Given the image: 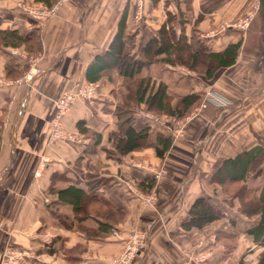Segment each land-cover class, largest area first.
<instances>
[{
    "label": "crops",
    "instance_id": "obj_1",
    "mask_svg": "<svg viewBox=\"0 0 264 264\" xmlns=\"http://www.w3.org/2000/svg\"><path fill=\"white\" fill-rule=\"evenodd\" d=\"M34 1L0 0V30H15L39 48L28 54L23 46L0 47V78L8 82L0 87V259L7 251H23L28 257L17 264H109L124 237L138 231L146 243L132 264H256L261 248L245 233L254 220L238 215L236 201L230 207L218 185L209 182L223 159L260 147L245 185L256 193L264 187V68H254V55L242 48L235 63L218 70L210 80L166 66L150 65L140 71L139 77L162 83L173 100L191 93L200 96L210 88L231 102L222 110L204 109L180 137L171 138L162 159L148 148L120 157L113 152L108 134L115 131L112 111L119 101L120 80L115 75L95 82L96 97L73 102L61 119L62 128L79 142H49L53 101L63 91L86 83V67L107 49L122 12L126 13V34L134 35L133 49L126 48L125 53L133 54L141 32L158 29L166 13L180 12L188 32L202 0H141L140 20H134L136 0H69L43 24L16 9L20 2ZM256 3L223 0L195 29L214 52L240 37L244 41L246 30L228 26ZM255 17L256 13L250 24ZM227 34L234 38L223 41L221 37ZM31 62L39 73L25 83L21 78ZM156 117L139 105L132 127L168 134L155 122ZM165 118L157 117L159 121ZM78 121L99 135L97 145L90 135L78 132ZM73 169L79 174L75 187L123 214V221L114 227L117 236L88 239L76 227L63 228L49 214L47 206L56 200L47 193L51 179L64 174L74 180ZM86 173L104 184L87 188ZM150 196L151 203H145ZM197 198H205L218 218L199 230H184L188 209ZM60 211L71 217L67 206ZM230 218L236 235L226 246L228 240L222 234ZM197 256H203L201 262L190 260Z\"/></svg>",
    "mask_w": 264,
    "mask_h": 264
},
{
    "label": "trees",
    "instance_id": "obj_2",
    "mask_svg": "<svg viewBox=\"0 0 264 264\" xmlns=\"http://www.w3.org/2000/svg\"><path fill=\"white\" fill-rule=\"evenodd\" d=\"M52 1L34 2L49 5ZM222 3L223 0L201 1L197 17L188 32L184 29L186 21L180 12L174 15L166 13V18L158 29L141 32L133 54L125 53L126 48L129 52L133 49L134 35L126 34V13L122 12L107 49L102 55L95 56L84 71V80L88 84L98 82L102 77L111 80L112 75L120 80L119 101L112 111L115 117V131L108 134V142L117 156L148 148L153 151L156 158L162 159L170 148L172 137L169 133L162 134L148 127L137 131L133 129L137 106H143L144 112L157 117L181 120L200 104L204 94V92L200 96L193 93L185 94L172 102L162 83L154 85L149 77L138 76L142 69L150 65L166 66L210 80L218 70L232 66L242 48L254 55L255 69L264 68V19L259 10L247 30L244 41L240 37L236 42L214 52L200 38L195 29L196 25ZM19 46H23L28 54H35L39 50L36 42L21 38L15 30H0V47ZM83 124V121H78L75 124L76 129L80 134L90 135L93 145H97L99 135L83 128ZM260 150V147H254L223 159L209 179L210 183L218 185L221 194L228 199L230 207L232 201H236L238 215L254 220L245 233L261 248L256 264H264V187L256 193V190L245 185V181L249 176V165ZM73 170L74 180L70 181L64 174H56L51 179L47 193L55 195L56 200L47 206L49 214L67 230L76 227L88 239L104 238L112 233L116 224L123 221V214L75 187L79 174ZM85 183L87 188H91L92 184H104L91 173H86ZM151 185L152 183L148 187ZM64 205L69 208L71 217L60 211V207ZM187 216L188 220L182 225L184 230L191 228L199 230L218 218L215 209L206 203L205 198L194 200ZM228 223V229L222 234L223 238L228 240L225 242L226 246L236 235L233 231L234 220L230 218Z\"/></svg>",
    "mask_w": 264,
    "mask_h": 264
},
{
    "label": "built area",
    "instance_id": "obj_3",
    "mask_svg": "<svg viewBox=\"0 0 264 264\" xmlns=\"http://www.w3.org/2000/svg\"><path fill=\"white\" fill-rule=\"evenodd\" d=\"M68 0H53L51 4L46 5L43 3H24L20 2L16 5V9L19 12L26 14L36 24H43L49 18L53 17L60 5L66 3ZM258 4L253 7V10L246 14L244 17L238 19L233 24L229 25V28H233L237 31H245L253 19L255 12L258 10ZM142 17V3L141 0H136V10L134 13V20H140ZM39 69L34 62L29 63L26 74L21 78V81L29 83L33 77L37 76ZM20 81V80H19ZM18 82V81H16ZM8 82L0 79V87L5 86ZM96 83L85 84L81 87L63 92L60 97L53 101L54 113L48 122L49 142H62L66 144H77L79 139L76 135L69 133L61 126V119L66 115L70 106L77 100L89 101L95 96ZM231 102L222 94L214 89H209L203 95L200 104L195 107L188 115V119L198 116L201 111L207 107L214 109H225L230 107ZM175 120L173 118H165L159 121L154 118L155 122L161 124L165 130L169 132L171 137H180L183 133L184 125L188 119ZM37 176V173L35 174ZM151 197L144 199L145 203L150 202ZM112 234H115L112 231ZM146 243V237L143 233L133 231L130 233L123 242V250L119 256L113 258L109 264H130L135 254L144 247ZM28 253L23 251H7L1 259L0 264H17L22 258H27Z\"/></svg>",
    "mask_w": 264,
    "mask_h": 264
},
{
    "label": "rangeland",
    "instance_id": "obj_4",
    "mask_svg": "<svg viewBox=\"0 0 264 264\" xmlns=\"http://www.w3.org/2000/svg\"><path fill=\"white\" fill-rule=\"evenodd\" d=\"M68 1H69V0H68ZM202 1H204V0H202ZM24 3H26V2H24ZM27 3H28V4H32V3L36 4V2H27ZM256 5H257V3H256L255 5H253L252 7H250V8L248 9V11H246V13H245L242 17H244L246 14L250 13V12L253 10V7L256 6ZM257 12H258V10H257L255 13L257 14ZM242 17H240V18H242ZM253 17H254V16H253ZM240 18H238V19H240ZM238 19H236L234 22H236ZM234 22H233V23H234ZM233 23H231V24H233ZM250 23H251V22H250ZM231 24H230V25H231ZM250 25H251V24H249L248 27H250ZM248 27H247V29H249ZM247 29H246V31H247ZM245 36H246V35H245ZM228 38H229V39H233L234 36L227 34V35H223V36L221 37V39H222L223 41L227 40ZM0 79H1V78H0ZM85 84H87V83H85ZM85 84H82V85H80L79 87H81V86H83V85H85ZM154 85H155V83H154ZM97 88H98V87L95 88V96H94V98L96 97ZM74 89H75V88H74ZM209 89H210V88H209ZM209 89H207L206 91H208ZM120 90H121V88H120ZM67 91H69V90H67ZM206 91H204V93H205ZM63 92H65V91H63ZM63 92H62V93H63ZM62 93H61V94H62ZM118 93H119V92H118ZM61 94H60V95H61ZM60 95H59L58 97H60ZM203 95H204V94H203ZM58 97H57V98H58ZM57 98H56V99H57ZM94 98H93V99H94ZM202 98H203V97H202ZM56 99H55V100H56ZM80 101H81V100H80ZM82 101H83V100H82ZM89 101H92V99L89 100ZM89 101H84V102H89ZM174 101H175V100L172 99V102H174ZM193 109H194V108H193ZM193 109H192V110H193ZM192 110H191V111H192ZM191 111H190V112H191ZM190 112H189V113H190ZM201 112H202V111H201ZM189 113H188V114H189ZM188 114L186 115V117H185L184 120L188 119V117H189ZM196 117H197V116H196ZM196 117H193V118H191V119H188L187 122H186L185 125H184V128H185V126H186L190 121H192V120H193L194 118H196ZM156 118H157V117H156ZM183 131H184V129H183ZM182 134H183V133H182ZM150 197H151V196H150ZM151 199H152V197H151ZM149 203H151V200H150ZM113 231L115 232V234H112V233H111V235H112V236H117L116 231H115V230H113ZM132 232H133V231L129 232V233L124 237L123 242H124V240L127 238V236H128L130 233H132ZM137 232H138V231H137ZM138 233H141V232H138ZM144 247H145V245H144ZM144 247H143V248H144ZM143 248H141V249H143ZM141 249H140V250H141ZM122 250H123V243H122V247L120 248V250L118 251V253H117L114 257H112V258L110 259V261H111L113 258H116L117 256H119L120 253L122 252ZM138 251H139V250H138ZM135 255H136V254H135ZM202 257H203V256H197V257L190 258V260L193 261L194 263H199V262L202 261ZM134 258H135V256H134ZM134 258L132 259V261H131L130 264H132ZM110 261H109V262H110Z\"/></svg>",
    "mask_w": 264,
    "mask_h": 264
},
{
    "label": "water",
    "instance_id": "obj_5",
    "mask_svg": "<svg viewBox=\"0 0 264 264\" xmlns=\"http://www.w3.org/2000/svg\"><path fill=\"white\" fill-rule=\"evenodd\" d=\"M259 12L264 19V0H257Z\"/></svg>",
    "mask_w": 264,
    "mask_h": 264
}]
</instances>
